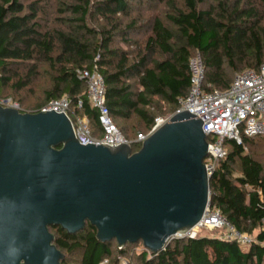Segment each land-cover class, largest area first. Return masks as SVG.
<instances>
[{"label":"trees","instance_id":"16d2710c","mask_svg":"<svg viewBox=\"0 0 264 264\" xmlns=\"http://www.w3.org/2000/svg\"><path fill=\"white\" fill-rule=\"evenodd\" d=\"M156 8L161 16L141 13ZM50 14L46 0H0V98L32 87L44 65L48 83L42 101L26 109L21 98L13 101L22 112H37L66 96L70 111L87 117L95 137H101V129L85 97L81 70L97 68L112 121L132 141L138 129L148 132L160 103L178 109L189 90L188 62L196 53L204 66L205 91L225 89L236 73L264 63V0H68L56 8L59 27H48ZM132 131L137 133L131 139ZM256 139L264 141L225 140L226 156L208 183L210 209L251 237L247 247L207 235L174 239L155 254H130L129 244L119 249L115 240L99 242L88 223L75 234L51 226L53 243L65 257L60 264H66V256L76 257L77 264L113 263V254L134 258L129 264H264V168L253 151ZM130 145L131 152L140 148Z\"/></svg>","mask_w":264,"mask_h":264},{"label":"water","instance_id":"95a60500","mask_svg":"<svg viewBox=\"0 0 264 264\" xmlns=\"http://www.w3.org/2000/svg\"><path fill=\"white\" fill-rule=\"evenodd\" d=\"M201 125L177 111L131 152L79 143L64 113L0 105V264H60L51 226L163 250L209 206Z\"/></svg>","mask_w":264,"mask_h":264},{"label":"built area","instance_id":"2783aa9c","mask_svg":"<svg viewBox=\"0 0 264 264\" xmlns=\"http://www.w3.org/2000/svg\"><path fill=\"white\" fill-rule=\"evenodd\" d=\"M190 85L185 97L178 101V109L167 115L156 116L147 133H137L135 139L127 140L112 121L106 104V85L102 75L94 66L78 72L85 83V97L90 107L97 113L101 137H95L85 116L70 111V100L66 96L48 101L39 111L64 113L69 119L73 134L83 145L88 143L116 146L121 143L141 144L152 132L177 111H187L200 119L201 129L206 134L207 153L203 158L205 171L210 178L216 164L226 156L225 140L241 144L242 137H264V63L257 70L245 69L236 73L225 89L203 90L204 66L199 53L189 59ZM0 105L20 110L17 102L10 98H0ZM80 107V100L77 102ZM21 111V110H20ZM207 227L225 231L221 237L248 246L252 239L239 232L219 210L208 208L200 222L190 231L177 233L173 238H195L194 229ZM99 264H108L107 260Z\"/></svg>","mask_w":264,"mask_h":264},{"label":"rangeland","instance_id":"374dc122","mask_svg":"<svg viewBox=\"0 0 264 264\" xmlns=\"http://www.w3.org/2000/svg\"><path fill=\"white\" fill-rule=\"evenodd\" d=\"M46 1H47L48 5L50 6V11H51L50 17L47 20V23L49 25L48 27H57L58 24L56 22V17H58V14H56V8L59 6V4L61 2H63V1L67 2L68 0H46ZM251 1H254V0H251ZM253 4L255 6H257L256 2H253ZM203 7H206V4L203 5ZM141 13L143 15H145L146 17H148L151 14H156V13H158L160 16L162 14L161 8H158V10L156 8V10H153V11L144 10ZM90 24L96 25L97 19L95 21L90 20ZM260 27H261L263 34H264V17H261ZM137 37L138 36H136L135 38H137ZM47 79H48V76L46 75V66L43 65L40 67V75L34 81V84L32 85V87L22 90L21 92L18 93V96L13 97L12 95H10L8 97L12 98L11 99L12 101L13 100L17 101L18 98H21V100L23 102H20V105L22 108H25V109L31 105L38 104L42 101V90L41 89L43 86L47 85V83H48ZM159 106H160V115H167V114L173 113V110L169 106L162 104V103H160ZM139 131H142V130L138 129V133H140ZM134 133H137V131L136 132L132 131L131 134L128 135V138H131V139L134 138ZM255 141L258 144V146L256 148H253V151L255 153V158L262 163L263 168H264V141H261L259 139H256ZM194 234L196 237L207 236V235L208 236H211V235H218L219 236L220 235V237H222L225 234V231L218 230V229H211V228H207V227H197L194 229ZM174 239H176V237L172 238L170 241H172ZM245 247H247V246H245ZM125 249L130 254H132V252L138 253L141 250H143L140 242L135 243L134 245L129 244L125 247ZM112 257L113 258L115 257V261L113 263H108V264H129L133 261L135 262L134 258L130 260L129 257H127V256L125 257V256H121V255L119 256V254L117 256L115 254H113ZM64 259H65V257H64ZM66 264H77V258L66 256Z\"/></svg>","mask_w":264,"mask_h":264}]
</instances>
